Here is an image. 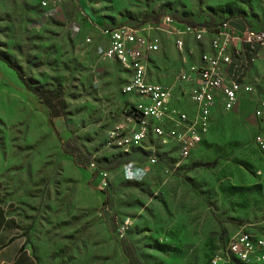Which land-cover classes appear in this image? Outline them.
Instances as JSON below:
<instances>
[{
    "label": "rangeland",
    "instance_id": "1",
    "mask_svg": "<svg viewBox=\"0 0 264 264\" xmlns=\"http://www.w3.org/2000/svg\"><path fill=\"white\" fill-rule=\"evenodd\" d=\"M163 14L264 29V0H76L54 10L0 0V54L63 100L50 118L0 60L1 203L35 264H206L234 232L264 235V156L252 118L218 111L185 159L152 138L127 152L108 140L125 108V73L98 57L100 31ZM175 67L166 45L148 78L170 85Z\"/></svg>",
    "mask_w": 264,
    "mask_h": 264
},
{
    "label": "built area",
    "instance_id": "2",
    "mask_svg": "<svg viewBox=\"0 0 264 264\" xmlns=\"http://www.w3.org/2000/svg\"><path fill=\"white\" fill-rule=\"evenodd\" d=\"M68 2L76 0H37L41 8L52 10ZM100 35L98 57L117 63L125 73L120 88L125 108L119 122L107 131L115 147L127 152L152 138L157 147L174 145L181 159L188 158L219 111L252 118V141L264 156L263 28L225 18L208 29L163 14L140 25L104 28ZM163 37L176 60L170 85L151 81L147 75ZM85 42L92 41L86 37ZM183 102L190 107L177 105ZM148 161L154 162L153 154ZM123 170L127 178L136 173L132 162L125 163ZM260 192L264 194V186ZM206 264H264V235L238 230Z\"/></svg>",
    "mask_w": 264,
    "mask_h": 264
},
{
    "label": "crops",
    "instance_id": "3",
    "mask_svg": "<svg viewBox=\"0 0 264 264\" xmlns=\"http://www.w3.org/2000/svg\"><path fill=\"white\" fill-rule=\"evenodd\" d=\"M169 44L163 37L162 48ZM162 50V49H161ZM111 61V60H109ZM113 62V61H112ZM179 104H188L186 102ZM181 107V106H180ZM0 264H35L26 246V235L14 215L3 207L0 188Z\"/></svg>",
    "mask_w": 264,
    "mask_h": 264
},
{
    "label": "trees",
    "instance_id": "4",
    "mask_svg": "<svg viewBox=\"0 0 264 264\" xmlns=\"http://www.w3.org/2000/svg\"><path fill=\"white\" fill-rule=\"evenodd\" d=\"M158 17L159 16H155L151 20L139 22L137 24H132V25H140V24L145 23V22L154 21ZM173 17L178 19V20H180V21H182V22L190 24V25H203V26H205L208 29H212L222 19L228 18V17H224V18H221L218 21H215L214 23H212L210 25H206V24H202V23H196V22H193V21L188 20V19H185L186 20L185 21L182 18H178V17H175V16H173ZM0 60L2 62H4L5 65L8 68L12 69L15 72V75H16L17 79L22 83V85L25 87V89L29 90L36 97V99L38 101H40L43 104H45V106L48 108V112H49V117L50 118H55L62 112V110H63V100H62V97H61V95H60V93L58 91H55V90H52V89H41V88L33 87L31 85V83L28 81V79L25 77L23 71L19 67L15 66L13 63H11L7 59H5L1 54H0ZM65 144L63 145V148L66 150V147H65L66 145Z\"/></svg>",
    "mask_w": 264,
    "mask_h": 264
}]
</instances>
